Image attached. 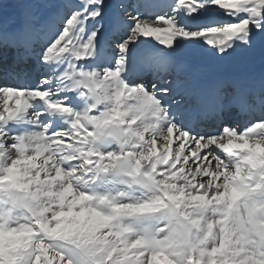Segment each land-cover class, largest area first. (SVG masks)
<instances>
[{
    "label": "snow or ice",
    "instance_id": "1",
    "mask_svg": "<svg viewBox=\"0 0 264 264\" xmlns=\"http://www.w3.org/2000/svg\"><path fill=\"white\" fill-rule=\"evenodd\" d=\"M20 4L0 0V264H264V70H191L264 61V0Z\"/></svg>",
    "mask_w": 264,
    "mask_h": 264
},
{
    "label": "bare ground",
    "instance_id": "2",
    "mask_svg": "<svg viewBox=\"0 0 264 264\" xmlns=\"http://www.w3.org/2000/svg\"><path fill=\"white\" fill-rule=\"evenodd\" d=\"M8 18H15L18 14L10 13V14H4ZM248 55H254L250 60L247 58ZM240 60L239 64H237V61ZM201 63H208V66L213 69H218L222 67L224 71H232L233 68L230 65H234L236 67L239 66L240 69H244V75L241 77H247V75L251 74V72H255V74H259L262 70H264V61H262L261 55L259 51L255 53H238L235 54L233 57L228 58L223 61H214L211 59H201L199 61L194 62V65L192 68L200 67ZM246 62V63H244ZM205 71V68L202 69Z\"/></svg>",
    "mask_w": 264,
    "mask_h": 264
},
{
    "label": "rangeland",
    "instance_id": "3",
    "mask_svg": "<svg viewBox=\"0 0 264 264\" xmlns=\"http://www.w3.org/2000/svg\"><path fill=\"white\" fill-rule=\"evenodd\" d=\"M9 1L17 2V0H9ZM9 1H8V0H4V3H5V4H4V7H8V8L11 7V4L8 3ZM4 11H5V9H4ZM11 13H13V12H11ZM253 56H254V55H248L247 58L250 60ZM239 62H240V60L237 61V64H239Z\"/></svg>",
    "mask_w": 264,
    "mask_h": 264
}]
</instances>
